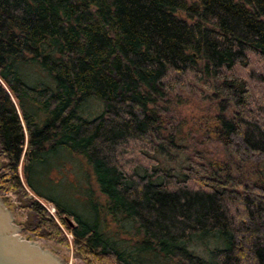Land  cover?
Wrapping results in <instances>:
<instances>
[{"label": "trees", "instance_id": "trees-1", "mask_svg": "<svg viewBox=\"0 0 264 264\" xmlns=\"http://www.w3.org/2000/svg\"><path fill=\"white\" fill-rule=\"evenodd\" d=\"M199 87L232 110L199 120L209 138L264 157V0H0V184L26 185L39 227L70 247L41 202L53 205L87 264H264L263 170L238 183L219 163L176 174L153 157L175 144L159 103ZM92 99L105 110L87 120ZM65 154L97 186L92 222L35 193L32 177ZM129 225L130 240L111 236ZM212 238L209 261L189 251Z\"/></svg>", "mask_w": 264, "mask_h": 264}, {"label": "rangeland", "instance_id": "rangeland-1", "mask_svg": "<svg viewBox=\"0 0 264 264\" xmlns=\"http://www.w3.org/2000/svg\"><path fill=\"white\" fill-rule=\"evenodd\" d=\"M20 71L28 85L32 86L36 84L38 75L32 67H22ZM159 105L164 124L167 126L166 129L161 131V135L163 137L171 135L175 137L174 146L167 147L166 154L157 153L153 156L161 163V167L180 174L193 161L205 164L209 170H214L215 165L213 164L219 163L223 165L224 172L222 175L227 176V167L238 183L243 181L248 182L249 177L254 176L253 174L262 170L264 172V157L259 155L249 156L240 150L231 154L222 142L209 138V134L200 127V119H210L212 121V118L217 115L232 116L231 107L223 98L216 96L213 92L203 87H199L198 89L192 88L188 91L177 90L169 94ZM104 110L105 106L102 101L92 99L84 105L82 111L84 116L82 117L92 120V118H96L102 114ZM24 128L26 129L25 125ZM236 143L237 149H239L241 147L240 142L236 141ZM156 145L159 146L160 143L157 142ZM1 165L0 161V168ZM49 167H46L44 172H40L32 177L35 193H40L54 199L66 209L75 211L87 222L94 221L96 216L92 211L93 201L85 204V198H87L88 192H91L89 190H92V185L96 186V184L94 181H91L92 185H90V178L82 159L79 157H69L65 154V156H61L59 159H54L51 169ZM263 172L260 173L263 174ZM19 174L24 181L22 167H19ZM6 187L1 190L2 192L0 191V196L5 198L7 206L14 211L18 225L23 228L24 236L42 241L47 248L62 258H66L70 264H87V262L75 254L72 245V235L66 231L57 219L56 209L53 205L41 202V205L52 218H55L56 223L70 240V247L61 244L55 238L49 237V232L39 227L40 218L30 208L32 205L30 198L37 199V196L26 185L25 190L28 196H25L20 190H10ZM94 188L97 189V186ZM70 221L74 223L72 219ZM26 226H28V229H25ZM115 226H117L116 223L112 224L111 228ZM130 228V225L126 226L124 234H120L117 230L113 229L110 230L112 234L108 233L111 236H116V239L120 237L122 240H130L129 235H127ZM203 241L204 243L196 240L192 241L189 245V251L199 259L209 261L211 250L217 247L222 248L223 244L214 238ZM122 242L130 246L128 242ZM131 243L133 244V242ZM145 259L142 260L145 261L143 264L176 263L175 261H173L174 263L168 262L163 258L151 262L149 259Z\"/></svg>", "mask_w": 264, "mask_h": 264}, {"label": "water", "instance_id": "water-1", "mask_svg": "<svg viewBox=\"0 0 264 264\" xmlns=\"http://www.w3.org/2000/svg\"><path fill=\"white\" fill-rule=\"evenodd\" d=\"M0 264H70L42 241L23 235L14 211L0 196Z\"/></svg>", "mask_w": 264, "mask_h": 264}, {"label": "flooded vegetation", "instance_id": "flooded-vegetation-1", "mask_svg": "<svg viewBox=\"0 0 264 264\" xmlns=\"http://www.w3.org/2000/svg\"><path fill=\"white\" fill-rule=\"evenodd\" d=\"M1 173V172H0ZM3 175H4V173H2L1 175H0V178H3ZM5 181L7 180V179H4ZM3 188H5V186L3 185V184H0V191L3 189ZM2 192V191H1ZM25 229H28V226H26V228Z\"/></svg>", "mask_w": 264, "mask_h": 264}]
</instances>
